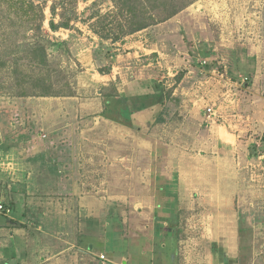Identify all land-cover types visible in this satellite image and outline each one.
<instances>
[{
	"label": "rangeland",
	"instance_id": "obj_1",
	"mask_svg": "<svg viewBox=\"0 0 264 264\" xmlns=\"http://www.w3.org/2000/svg\"><path fill=\"white\" fill-rule=\"evenodd\" d=\"M29 1L0 0V228H38L52 262L53 234L81 246L82 205H102L134 248L264 264V0H192L129 34L114 0Z\"/></svg>",
	"mask_w": 264,
	"mask_h": 264
},
{
	"label": "crops",
	"instance_id": "obj_2",
	"mask_svg": "<svg viewBox=\"0 0 264 264\" xmlns=\"http://www.w3.org/2000/svg\"><path fill=\"white\" fill-rule=\"evenodd\" d=\"M126 96V94H122L123 98H126ZM105 101L108 102L109 105L110 103L113 105L111 96H107ZM122 108L125 109H121V117L127 118L128 115H130L131 118L134 114L133 110H128L126 106ZM106 113L105 111L104 117L113 119L112 117H114V115H112L110 111ZM53 118L55 119L53 122V133L57 136H61V134L64 133L66 137L67 134L65 133V129L67 128V130H69V124H65L67 127H64L63 123H65V121L61 119L60 115L53 114ZM86 196V198L84 197L81 199L82 203L102 202L98 196ZM94 206L95 205H86L85 203V205H82L83 208L81 207V216L83 219L81 226V246L73 244V246L67 247L65 250L61 251L60 248H58L59 246L56 245L60 244L58 242L60 238L57 237L59 240L55 239V235L53 234L52 262L49 256L46 258L42 253L43 245L41 241H43L44 237L40 234L42 232L39 231L38 228L30 224L26 226L23 225L21 228H11L7 224L4 228H0L1 231L8 235L6 238L8 242L4 245L6 247L0 250V264H178L175 258V252L172 253V248L169 247L170 245L166 246V244L164 245V243H162L164 245L162 247L157 243L153 252H149L145 247L139 248V246H137L134 248L133 245H130L128 236L123 234L121 229L117 228V226H111L113 222L110 223L105 221L106 210H104L103 206ZM20 217L22 218V216ZM25 217H27V214ZM137 237L140 241L144 238ZM119 242L123 244L119 246L115 245ZM107 243H114V245L112 244V251L115 250L117 252L108 253L103 251L102 247ZM168 247L169 249L167 250L168 252L166 251V254H164L165 252H160L161 255H163L162 259L155 260L157 254L160 253H157L155 256L153 253H155L156 250L164 251ZM100 253L104 254L105 259L99 258Z\"/></svg>",
	"mask_w": 264,
	"mask_h": 264
},
{
	"label": "trees",
	"instance_id": "obj_3",
	"mask_svg": "<svg viewBox=\"0 0 264 264\" xmlns=\"http://www.w3.org/2000/svg\"><path fill=\"white\" fill-rule=\"evenodd\" d=\"M154 1H158V0H154ZM191 1L192 0H185V1H183L181 6L175 5V4H170L168 7H165V9L162 8V9H159L157 12L153 11L152 13L150 12L147 14L146 11H143L144 6L140 2V0H135L134 3L133 2L130 3L129 0H120V1L114 0L122 18H123L122 20L119 21V26H120L119 29H121L124 34H129V33L141 30V29L145 28L148 24H151L150 22L158 21L157 19H160L161 17L165 18V17L172 16V15L176 14L179 10L184 8V6L188 3H190ZM23 3H24V0H20L19 5L15 6L16 12H18L19 10L27 12L23 9ZM138 3H140V4H138ZM152 6H154L158 9L160 6V3H154ZM27 7H28V9H31V10L35 9V5H33V3H31L29 0L27 2ZM126 25H127V27H129L128 29L125 28ZM49 26L53 30H56L58 27H60V25L56 24L53 20H50ZM95 32L98 33L101 37L105 38V36H103L99 33L100 31L96 30ZM117 39H118V37H116L114 40H117ZM33 47H32V49H33ZM41 54H43V52H41ZM110 106H113V105L110 103V105L107 104L104 106L105 111L107 113H108V111L112 112L111 111L112 108L110 109ZM115 116L117 117V115H114V117H112L114 120H116L118 118V117L116 118ZM132 126H134V125L132 124Z\"/></svg>",
	"mask_w": 264,
	"mask_h": 264
},
{
	"label": "built area",
	"instance_id": "obj_4",
	"mask_svg": "<svg viewBox=\"0 0 264 264\" xmlns=\"http://www.w3.org/2000/svg\"><path fill=\"white\" fill-rule=\"evenodd\" d=\"M206 110H207V113L210 115V114H213V111H212V107L211 106H208L207 108H206ZM0 208H2V204H0ZM9 211V209H7L6 210V212H8ZM100 258L101 259H104V255H100Z\"/></svg>",
	"mask_w": 264,
	"mask_h": 264
}]
</instances>
